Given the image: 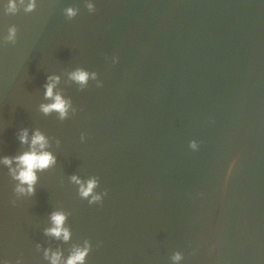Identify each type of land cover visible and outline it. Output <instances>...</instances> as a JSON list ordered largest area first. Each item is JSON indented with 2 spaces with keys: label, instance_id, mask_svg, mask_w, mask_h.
<instances>
[{
  "label": "water",
  "instance_id": "1",
  "mask_svg": "<svg viewBox=\"0 0 264 264\" xmlns=\"http://www.w3.org/2000/svg\"><path fill=\"white\" fill-rule=\"evenodd\" d=\"M10 2L0 0V264H51L48 249L66 264L86 241L84 264H264V0H36L32 13L14 0L15 15ZM76 70L89 74L82 91ZM50 75L72 100L63 122L40 111ZM23 128L57 160L37 172L34 196L14 192L2 163L28 151ZM72 176L97 177L102 204ZM54 212L67 241L44 234Z\"/></svg>",
  "mask_w": 264,
  "mask_h": 264
},
{
  "label": "clouds",
  "instance_id": "2",
  "mask_svg": "<svg viewBox=\"0 0 264 264\" xmlns=\"http://www.w3.org/2000/svg\"><path fill=\"white\" fill-rule=\"evenodd\" d=\"M20 4L23 7L25 13H32L36 9V0H29L27 4H25L24 0H20ZM89 13H94L96 11L95 6L92 3H87L86 5ZM19 8L14 0L7 5V12L13 15L17 14ZM78 14V9L73 7H69L65 9L66 17L71 20L75 18ZM17 39V28L12 26L8 29V33L4 38L5 44H15ZM71 80L77 82L80 85L79 90H84L87 87V81L89 80V74L83 70H76L71 74ZM95 79V74L92 76ZM59 83L58 76H48L47 83L44 84L45 88V99L52 101L51 103L41 104L40 111L47 115H50L53 112L58 113V119L63 122L68 119L69 109L72 108V100L64 99L59 92L54 94V89ZM97 87H101L102 84H97ZM75 111V109H73ZM17 139L21 145H28V151L23 152V154L16 156H5L3 158L2 163L6 165L9 169V173L11 178L18 182L16 187L14 188L15 193L19 194H27L30 196H34L36 194V184L38 181L37 172L44 171L48 169L50 166L55 165L57 160L56 157L53 156L49 151H45L44 149L49 147L48 140L44 135L41 134L40 131H36L31 139H29V131L27 128H23L19 131L17 135ZM85 139L84 135H81V140ZM59 143V140L57 141ZM193 148L195 144L191 145ZM15 164V167H13ZM72 181L78 185L79 195L85 199H88V203L92 204H102L103 197L107 195V191L97 194L95 189L99 186V180L97 177H92L87 180L86 184L78 179L76 176L71 177ZM15 203V201H13ZM66 216L61 212H54L51 214V221L53 227L46 229L44 234L47 236H54L57 240L63 237L64 241L69 239V231L63 227L65 223ZM86 246L84 249H76L74 253L70 255L67 259L66 264H84L85 258L89 253V244L86 241ZM50 249L46 250L44 253L45 259H50L51 264H60L61 254L59 252H51ZM181 257L179 254H176L173 259L179 260ZM4 264H9L8 261H5ZM16 264H21L19 260H17Z\"/></svg>",
  "mask_w": 264,
  "mask_h": 264
}]
</instances>
